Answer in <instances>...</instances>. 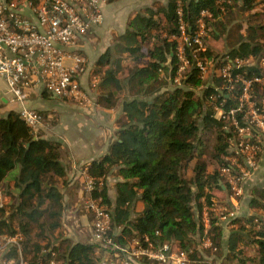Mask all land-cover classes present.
I'll return each mask as SVG.
<instances>
[{
    "label": "trees",
    "instance_id": "1",
    "mask_svg": "<svg viewBox=\"0 0 264 264\" xmlns=\"http://www.w3.org/2000/svg\"><path fill=\"white\" fill-rule=\"evenodd\" d=\"M28 1L35 5L41 0ZM178 9L188 33L197 29L201 20L210 28V39L225 36V60L217 59L221 54L209 46L197 54L207 57L212 65L208 85L188 47L184 53L192 64L181 85L174 83L179 65ZM249 57H264V0L154 2L137 12L112 46L98 56L92 70L98 77L97 104L113 108L121 92L129 95L121 102L119 128L107 153L86 166L96 183L92 195L100 197L110 212L107 234L111 243L107 245L114 256L122 259L124 250L168 243L173 250H184L192 261L198 259V240L206 239L209 250L222 254L223 225L215 206L220 203L217 192L227 198L231 195L222 169L236 156L231 145L235 130L227 112L237 107L240 90H225L219 69L228 59ZM261 71L255 63L235 66L231 74L252 76ZM43 95L58 97L46 89ZM251 98L255 107H260L264 82L252 86ZM217 108L223 111L219 118L215 117ZM59 146L57 140L32 132L15 111L0 117V186L10 171L19 167L13 178L17 201L0 208V236L21 235L20 251L11 246L5 253L12 263L22 258L27 264H49L50 260L101 264L104 243L63 237L60 184L65 166L59 160ZM108 173L117 178L113 202L105 184ZM2 194L10 192L2 189ZM137 201L142 209L134 213ZM249 203L260 209V215L230 219L221 264H264V185L251 191ZM151 261L146 262L161 264Z\"/></svg>",
    "mask_w": 264,
    "mask_h": 264
},
{
    "label": "built area",
    "instance_id": "2",
    "mask_svg": "<svg viewBox=\"0 0 264 264\" xmlns=\"http://www.w3.org/2000/svg\"><path fill=\"white\" fill-rule=\"evenodd\" d=\"M111 1L113 0H41L34 5L28 0L21 2L0 0V76L5 79L14 100L24 103L32 84L39 82L44 89L58 97L72 99L82 105L86 102L92 103L78 79L85 71L86 59L80 54L69 53L67 49L84 35L91 25L102 21L101 7ZM26 8L30 10L32 18L25 16ZM177 15L180 35L176 55L179 65L174 83L181 85L185 72L192 64V60L184 53L188 47L200 69L201 78L208 85L211 82L212 65L207 57H198L197 54L206 50L203 35L210 28H206L200 20L198 28L188 33L180 9L177 10ZM66 58L72 59L70 65L66 64ZM219 58L225 60L222 54L217 59ZM255 63L262 70L260 75L231 74V69L235 66ZM219 73L224 80L225 90L228 92L235 88L240 90L237 96L238 105L230 109L227 116L230 117V124L235 130V137L231 140L232 151L242 161L235 156L233 157L235 160L222 169L231 190L230 198L234 200L243 193V183L256 167L255 155L259 149L257 143L261 142V136L264 135V98L261 99L260 107H255L251 98L252 86L264 82V57L228 59L220 67ZM218 91L220 94L224 93L223 89ZM238 112L241 114L237 116ZM18 113L23 122L35 133L42 122L38 110L23 105ZM222 115V109L217 108L215 117L219 118ZM95 184L94 179L87 176L84 207L91 214L95 242L110 244L111 238L107 234L110 212L100 197L92 195ZM5 204L6 200L0 190V208ZM218 215V221L224 227L236 214L233 210L223 208ZM205 226H208L207 220ZM20 240L19 233L0 236V264H27L22 258L17 263L5 258V253L9 252L11 246H16L18 252L20 251ZM204 244L210 246L209 240L206 239ZM124 251L125 255L119 262L109 260L107 264H132L135 263L132 262V256L133 258L143 256L161 264H188L189 261L184 250H173L168 243L156 248L150 245L136 246L131 251ZM49 264L61 263L50 260Z\"/></svg>",
    "mask_w": 264,
    "mask_h": 264
},
{
    "label": "crops",
    "instance_id": "3",
    "mask_svg": "<svg viewBox=\"0 0 264 264\" xmlns=\"http://www.w3.org/2000/svg\"><path fill=\"white\" fill-rule=\"evenodd\" d=\"M154 2L165 3L166 0H113L102 5V21L91 25L88 31L67 49L69 53L80 54L86 59L85 71L78 79L83 90L89 95L91 104L86 102L82 105L75 100L61 97L47 98L43 95L45 89L39 82L32 84L24 103L14 100L12 94L7 91L8 88L4 93L0 91V117L6 116L9 111L18 113L23 105L41 111L42 122L36 132L60 143L59 160L65 166L64 181L60 184L64 203L61 231L63 237L73 241L95 242L91 214L84 207L85 182L88 176L86 166L107 153L108 146L119 128L117 119L121 114L123 101L119 100L113 108H104L97 104L95 88L98 77L92 74L94 63L99 55L112 46L115 37L125 31L128 21ZM24 14L29 18L33 17L27 8ZM65 62L70 65L72 59L66 58ZM90 82L92 88L89 87ZM260 143L261 151L256 170L249 175L247 185H253L264 177V135L261 136ZM16 170L15 176L19 167H16ZM7 177L0 190L9 191L10 194L4 195V198L6 202L14 203L18 197L13 185L14 177ZM116 180L113 173H108L105 178L108 196L112 202L116 196ZM228 199L235 202L231 198ZM141 209L142 203L137 201L133 207L134 213Z\"/></svg>",
    "mask_w": 264,
    "mask_h": 264
},
{
    "label": "rangeland",
    "instance_id": "4",
    "mask_svg": "<svg viewBox=\"0 0 264 264\" xmlns=\"http://www.w3.org/2000/svg\"><path fill=\"white\" fill-rule=\"evenodd\" d=\"M210 37H211L210 36V30L208 29L207 32L203 35L206 47L209 46L210 48H213L214 52H216L218 54H224L227 51V44L225 41V36L223 35L221 39H217V40L210 39ZM178 39L179 38H177V40ZM129 66H130V64L128 65V67ZM125 73H126V70H125ZM89 85H90L89 87L92 88L91 82L89 83ZM6 88H7V85H6L5 79L0 76V91H2V93H4ZM119 97H120V100H123V99L129 98V95L127 94V92L123 91L119 94ZM257 145H258L259 149H258L257 154L255 155L256 166H257V160L260 156L261 143L258 142ZM232 159L233 158H231L230 161L235 160V158L233 160ZM253 170L255 171L256 169H253ZM253 170L251 171V173L254 172ZM16 173H17V170L15 168L12 171H10L7 178L10 179V178L14 177L16 175ZM189 175H190V172L188 171L187 176H189ZM247 179L243 183V193L241 195H238L235 197V199H234L235 202L230 201L227 197H225L224 194L217 192V197L219 198V202H220L217 204V206H215V212L217 214L220 212V209L230 208V210H233L235 212L236 216L249 215V214L260 215V209L256 208V207H252L249 203V200H250L251 191L253 190V188L263 186L264 177L261 178L259 181H257L253 185H252V183L247 185L246 184ZM1 193H2V190H1ZM229 228H230V226H228V225H225L223 227L222 254L220 253L221 255L218 254L219 252H216L215 250H212V251L209 250L208 249L209 246H206L204 244L205 240L203 242L201 240H198V244L196 245L198 259L189 261L188 264H221L222 259L224 258V255L226 254L227 236L229 233ZM101 246H102V253L100 255H101V261L103 264H107V262L109 260H112L113 262H119L120 261L119 256H114V254L111 253V247H109L107 244H104V245L102 244ZM132 259H133L132 262L134 261L136 264H149L147 262H152L151 260L143 258V256L139 257V258H133V256H132ZM138 259H140V260H138ZM141 259H143L145 262H143V260H141ZM132 264H134V263H132Z\"/></svg>",
    "mask_w": 264,
    "mask_h": 264
},
{
    "label": "water",
    "instance_id": "5",
    "mask_svg": "<svg viewBox=\"0 0 264 264\" xmlns=\"http://www.w3.org/2000/svg\"><path fill=\"white\" fill-rule=\"evenodd\" d=\"M35 138H36V136L33 137V139H35ZM222 187H224V185H222Z\"/></svg>",
    "mask_w": 264,
    "mask_h": 264
}]
</instances>
